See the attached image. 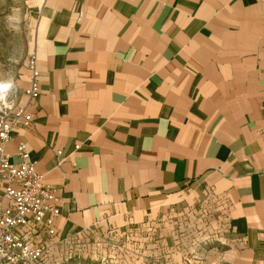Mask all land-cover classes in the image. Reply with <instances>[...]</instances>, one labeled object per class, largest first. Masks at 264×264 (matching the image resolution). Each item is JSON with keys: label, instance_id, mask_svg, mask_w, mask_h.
<instances>
[{"label": "crops", "instance_id": "0c3cea01", "mask_svg": "<svg viewBox=\"0 0 264 264\" xmlns=\"http://www.w3.org/2000/svg\"><path fill=\"white\" fill-rule=\"evenodd\" d=\"M26 3L41 95L27 57L7 152L56 188L55 239L191 211L228 264H264V0Z\"/></svg>", "mask_w": 264, "mask_h": 264}, {"label": "rangeland", "instance_id": "374dc122", "mask_svg": "<svg viewBox=\"0 0 264 264\" xmlns=\"http://www.w3.org/2000/svg\"><path fill=\"white\" fill-rule=\"evenodd\" d=\"M34 25L26 0H0V82L21 75ZM206 215L190 211L119 231H88L65 240L43 237L51 253L39 264H228L223 227Z\"/></svg>", "mask_w": 264, "mask_h": 264}, {"label": "built area", "instance_id": "2783aa9c", "mask_svg": "<svg viewBox=\"0 0 264 264\" xmlns=\"http://www.w3.org/2000/svg\"><path fill=\"white\" fill-rule=\"evenodd\" d=\"M37 56L27 63L30 86L24 91L31 100L41 95ZM15 85L0 98V264H39L49 257L51 248L42 238L57 237L56 219L60 215L56 188L46 184L36 170L27 146L20 143L12 162L7 145L19 129L30 127L33 116L15 103Z\"/></svg>", "mask_w": 264, "mask_h": 264}, {"label": "bare ground", "instance_id": "6f19581e", "mask_svg": "<svg viewBox=\"0 0 264 264\" xmlns=\"http://www.w3.org/2000/svg\"><path fill=\"white\" fill-rule=\"evenodd\" d=\"M13 82H0V98L3 100L6 97V92L13 87Z\"/></svg>", "mask_w": 264, "mask_h": 264}]
</instances>
